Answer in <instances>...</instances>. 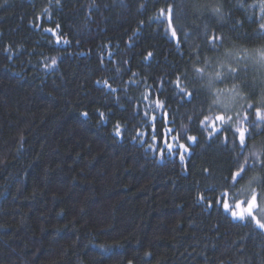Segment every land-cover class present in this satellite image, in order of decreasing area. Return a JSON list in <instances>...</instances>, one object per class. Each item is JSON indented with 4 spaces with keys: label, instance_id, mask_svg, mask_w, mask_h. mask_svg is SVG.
<instances>
[{
    "label": "trees",
    "instance_id": "trees-1",
    "mask_svg": "<svg viewBox=\"0 0 264 264\" xmlns=\"http://www.w3.org/2000/svg\"><path fill=\"white\" fill-rule=\"evenodd\" d=\"M175 3L0 0V264H264V0Z\"/></svg>",
    "mask_w": 264,
    "mask_h": 264
},
{
    "label": "snow or ice",
    "instance_id": "snow-or-ice-1",
    "mask_svg": "<svg viewBox=\"0 0 264 264\" xmlns=\"http://www.w3.org/2000/svg\"><path fill=\"white\" fill-rule=\"evenodd\" d=\"M177 5L175 3V0H173V4L169 6L168 8V29L171 30V35L172 37H176L177 36V28L175 27V21L177 19H179L180 17L177 15ZM162 15H163V11H162ZM261 29H264V24H262L260 26ZM212 42L213 44H215L217 41H222V37H218V36H213L212 38ZM151 55V54H149ZM261 63L264 64V54L261 55ZM226 65H221V69H223ZM196 73L201 75V77L203 76V69H200V68H197L196 69ZM228 75H233V79H239V76H240V70L236 67H228ZM225 77V73L223 72V70L221 71H218L216 72L215 74V80L217 81H222L223 78ZM241 87H248V85L244 82V81H241V83L239 85L237 84H234L233 85V88L231 89V91L233 92H236L239 88ZM178 88H179V91L181 93H184L185 89L183 87H180L178 85ZM193 96V93H187V98H188V101L190 102L191 101V98ZM235 98L234 97H229L227 100L225 101H221V100H216L213 102V107L214 108H217V114H215L211 120L209 119L208 116H205L203 120L200 121L201 125H204L206 127H211L212 128V131L213 132H218V131H230V127H222V128H216V124L217 122H219L221 125H230V122L232 120V117L230 116H227L225 114V112L227 111V106H228V103L232 102ZM157 106L159 107L160 106V102L157 101L156 102ZM220 105H223V110H219V106ZM250 108L251 107H254V105H250L249 106ZM256 113H257V116L260 118V119H264V113H262L261 109L257 108L256 110ZM84 115L86 116L87 113H84ZM171 131V130H169ZM239 132V139H240V143H241V146L242 147H247V138H248V134L245 132V130L243 129H238L237 130ZM121 134V130L119 127H117L116 129V135H120ZM211 135V133H210ZM177 139V137H173V140ZM195 137H188V140L190 141H195ZM179 147L181 149H184L185 151H187V148L184 144H180ZM172 146L169 145V149L171 150ZM181 160L184 159V156L181 155ZM262 167H264V161H262ZM247 171V168L242 166L240 171H237V172H234L232 174V179H233V182H238L240 179L243 178V174L244 172ZM261 183H264V181H261ZM225 196L227 195L226 193L224 194ZM258 200V196L256 195H253L250 200L247 202V212L249 215H252V209L254 207V203ZM220 201L218 200L217 203H219ZM242 205V202L238 201L237 202V207H241ZM223 206H224V209L225 211H228L230 209V205H229V202L227 199H224L223 200ZM238 215V213L236 211H232V216L233 217H236ZM241 215V218H243V215ZM253 219H256L255 216H252ZM257 223V227L261 228V229H264V223H261L259 220L256 221Z\"/></svg>",
    "mask_w": 264,
    "mask_h": 264
},
{
    "label": "rangeland",
    "instance_id": "rangeland-1",
    "mask_svg": "<svg viewBox=\"0 0 264 264\" xmlns=\"http://www.w3.org/2000/svg\"><path fill=\"white\" fill-rule=\"evenodd\" d=\"M261 55H262V54H261ZM261 55H258V57H261ZM262 208H263L262 213H264V206H263Z\"/></svg>",
    "mask_w": 264,
    "mask_h": 264
}]
</instances>
